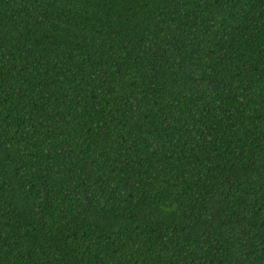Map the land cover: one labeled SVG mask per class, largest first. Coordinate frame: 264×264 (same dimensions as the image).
Here are the masks:
<instances>
[{
	"label": "trees",
	"instance_id": "obj_1",
	"mask_svg": "<svg viewBox=\"0 0 264 264\" xmlns=\"http://www.w3.org/2000/svg\"><path fill=\"white\" fill-rule=\"evenodd\" d=\"M0 264H264V0H0Z\"/></svg>",
	"mask_w": 264,
	"mask_h": 264
}]
</instances>
